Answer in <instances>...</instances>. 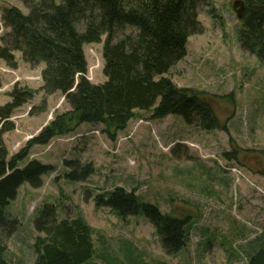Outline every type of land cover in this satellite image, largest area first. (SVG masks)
I'll use <instances>...</instances> for the list:
<instances>
[{
    "label": "rangeland",
    "instance_id": "1",
    "mask_svg": "<svg viewBox=\"0 0 264 264\" xmlns=\"http://www.w3.org/2000/svg\"><path fill=\"white\" fill-rule=\"evenodd\" d=\"M236 1L200 5L202 32L189 38L187 56L168 74L178 88L204 94L226 129L208 132L177 115L154 119L151 110L136 111L115 139L103 125L84 124L49 145L32 147L26 161L38 160L54 170L39 189L24 183L6 210L19 221L7 240L10 264L34 263L35 221L46 204L58 208L60 220L82 217L94 229L96 253L88 264H249L251 253L264 245V62L241 47ZM12 6L28 13L21 0H0V8ZM2 13L0 38L7 32ZM84 51L87 78L104 83L103 44L86 45ZM14 54L17 68L0 59V106L11 101L16 84L39 92L11 119L15 130L4 136L10 156L71 109L60 92L47 96L40 91L44 65L33 67L21 52ZM85 165L92 171L86 180L66 179L65 174ZM118 187L165 214L187 218L184 250L169 255L145 217L122 220L97 207L98 196Z\"/></svg>",
    "mask_w": 264,
    "mask_h": 264
},
{
    "label": "trees",
    "instance_id": "2",
    "mask_svg": "<svg viewBox=\"0 0 264 264\" xmlns=\"http://www.w3.org/2000/svg\"><path fill=\"white\" fill-rule=\"evenodd\" d=\"M21 1L28 13L14 6L0 8L7 29L0 38V59L17 68L14 53L18 51L27 64L44 65L40 91L47 96L60 92L71 109L58 114L26 148L10 156L4 136L15 130L11 119L39 91L16 84L11 101L0 106V264H10L5 258L7 240L19 229V221L7 216V208L24 183L39 189L54 170L38 160L26 161L32 147L49 145L84 124L103 125L104 133L115 139L136 111L151 110L154 119L177 115L203 131L226 129L204 94L178 88L168 77L187 56L189 38L202 32L199 7L210 0ZM242 1L241 47L264 62V0ZM100 43L106 81L94 84L87 78L84 47ZM91 174L90 165H85L65 177L83 181ZM96 202L122 220L145 217L169 255L179 254L189 242L187 218L165 214L136 193L118 187ZM35 229L33 264H88L96 253L94 229L82 217L60 220L55 205L42 207ZM249 264H264V245L251 253Z\"/></svg>",
    "mask_w": 264,
    "mask_h": 264
},
{
    "label": "water",
    "instance_id": "3",
    "mask_svg": "<svg viewBox=\"0 0 264 264\" xmlns=\"http://www.w3.org/2000/svg\"><path fill=\"white\" fill-rule=\"evenodd\" d=\"M238 5H241L242 7H241V9H238L237 7H238ZM234 9H235V11H236V13H237V17L240 19V20H243L244 19V2L243 1H236L235 3H234Z\"/></svg>",
    "mask_w": 264,
    "mask_h": 264
}]
</instances>
